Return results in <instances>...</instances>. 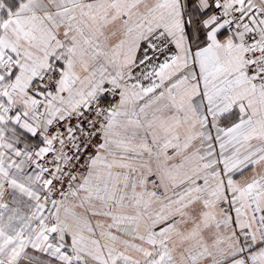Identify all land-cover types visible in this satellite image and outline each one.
<instances>
[{"label": "snow or ice", "instance_id": "6c2138e0", "mask_svg": "<svg viewBox=\"0 0 264 264\" xmlns=\"http://www.w3.org/2000/svg\"><path fill=\"white\" fill-rule=\"evenodd\" d=\"M0 264H264V0H0Z\"/></svg>", "mask_w": 264, "mask_h": 264}]
</instances>
